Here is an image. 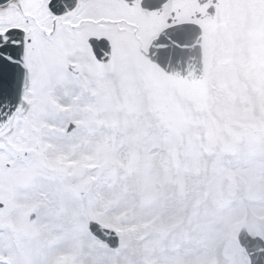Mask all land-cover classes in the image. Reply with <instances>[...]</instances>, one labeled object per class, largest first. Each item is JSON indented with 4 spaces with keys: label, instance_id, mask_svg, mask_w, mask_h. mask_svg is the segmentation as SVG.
<instances>
[{
    "label": "rangeland",
    "instance_id": "1",
    "mask_svg": "<svg viewBox=\"0 0 264 264\" xmlns=\"http://www.w3.org/2000/svg\"><path fill=\"white\" fill-rule=\"evenodd\" d=\"M15 8L0 9V33L11 21L32 27L5 15ZM220 10L200 85L168 77L128 42L103 69L87 46L70 49L76 78L31 34L30 108L0 140V260L250 264L238 236L264 239V0ZM91 221L119 246L100 243Z\"/></svg>",
    "mask_w": 264,
    "mask_h": 264
},
{
    "label": "flooded vegetation",
    "instance_id": "2",
    "mask_svg": "<svg viewBox=\"0 0 264 264\" xmlns=\"http://www.w3.org/2000/svg\"><path fill=\"white\" fill-rule=\"evenodd\" d=\"M47 1L31 0L9 15L16 18L26 15L28 4L32 3V29L29 32H46L49 45L61 51L68 69L76 73L70 62L74 59V53L65 49L86 46L94 38H107L115 42L112 38H118L117 33L122 26L132 39V44L139 49L166 22L195 23L201 27L206 42H212L214 20L223 0H173L161 8L155 4L156 0H77L75 10L63 16L53 15L47 9ZM110 24L113 27H107ZM19 237L21 241L24 240L22 233ZM46 259L43 257L39 260L47 263Z\"/></svg>",
    "mask_w": 264,
    "mask_h": 264
},
{
    "label": "water",
    "instance_id": "3",
    "mask_svg": "<svg viewBox=\"0 0 264 264\" xmlns=\"http://www.w3.org/2000/svg\"><path fill=\"white\" fill-rule=\"evenodd\" d=\"M6 1L3 0L0 5ZM170 34H164L161 39L154 42L153 59L174 77L201 82L203 68L200 60V48H197V58L193 57V59L191 55L187 54L191 48L185 43L176 44ZM175 34L177 33H172V35ZM22 54V38L12 37L7 45L0 41V138L11 130L14 116L17 113H24L27 109L22 92L28 83V70L22 61ZM97 55L106 59L108 49L97 53ZM94 228L103 240H107L114 247L118 245L117 238L112 239V232L98 226ZM240 241L251 258V264H264V242L262 239L252 238L243 232L240 235Z\"/></svg>",
    "mask_w": 264,
    "mask_h": 264
},
{
    "label": "snow or ice",
    "instance_id": "4",
    "mask_svg": "<svg viewBox=\"0 0 264 264\" xmlns=\"http://www.w3.org/2000/svg\"><path fill=\"white\" fill-rule=\"evenodd\" d=\"M0 2H3V0H0ZM9 31H12V30H9Z\"/></svg>",
    "mask_w": 264,
    "mask_h": 264
}]
</instances>
